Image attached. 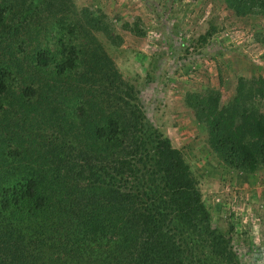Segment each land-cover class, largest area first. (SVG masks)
Here are the masks:
<instances>
[{
	"label": "trees",
	"instance_id": "obj_1",
	"mask_svg": "<svg viewBox=\"0 0 264 264\" xmlns=\"http://www.w3.org/2000/svg\"><path fill=\"white\" fill-rule=\"evenodd\" d=\"M23 6L0 28V101L13 76L29 81L4 54L45 17L44 30L53 19L58 42L49 57L34 55L35 68H53L56 79L34 78L17 88L13 103L0 104V264H218L199 247L223 241L200 182L182 151L147 120L137 86L92 36L91 44L78 38L68 48L60 17L71 0ZM61 50L71 57L55 63ZM67 85L76 91L73 104L56 96ZM235 101L220 113L209 108L207 128L227 165L256 173L264 168V78L241 82ZM209 104L220 108L221 97Z\"/></svg>",
	"mask_w": 264,
	"mask_h": 264
},
{
	"label": "rangeland",
	"instance_id": "obj_2",
	"mask_svg": "<svg viewBox=\"0 0 264 264\" xmlns=\"http://www.w3.org/2000/svg\"><path fill=\"white\" fill-rule=\"evenodd\" d=\"M24 1L0 0L7 20L0 28L17 16ZM71 1L74 7L60 17L64 33L70 34L68 48L78 38L91 44L88 36L101 44L124 78L137 86L147 120L182 151L197 176L212 225L223 238L220 245L204 241L199 247L218 264H264V168L244 173L227 165L207 128L209 108L220 113L238 101L241 82L264 78V0ZM41 22L22 31L4 54L5 62L15 61L29 81L13 76L12 90L0 104L13 103L17 88L29 87L34 78L56 79L53 68L46 73L35 68L34 55L42 51L49 57L48 48L53 52L58 42L53 19L47 33L50 21ZM209 32L208 40L200 39ZM47 44L51 47L44 49ZM67 52H54L53 61L69 59ZM62 91L56 96L73 104L70 94L76 91L68 85ZM216 96L220 108L208 106ZM247 102L258 104L251 98Z\"/></svg>",
	"mask_w": 264,
	"mask_h": 264
}]
</instances>
